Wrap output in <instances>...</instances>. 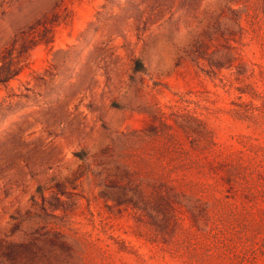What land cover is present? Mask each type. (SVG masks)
<instances>
[{"label":"rangeland","instance_id":"rangeland-1","mask_svg":"<svg viewBox=\"0 0 264 264\" xmlns=\"http://www.w3.org/2000/svg\"><path fill=\"white\" fill-rule=\"evenodd\" d=\"M5 49L0 264H264V0H0ZM169 181L198 227L167 232Z\"/></svg>","mask_w":264,"mask_h":264},{"label":"trees","instance_id":"trees-1","mask_svg":"<svg viewBox=\"0 0 264 264\" xmlns=\"http://www.w3.org/2000/svg\"><path fill=\"white\" fill-rule=\"evenodd\" d=\"M57 15V8L53 7L51 10V16L55 17ZM48 22L54 24L55 21L52 19V21ZM43 26L45 27V25ZM43 41L48 43L51 40L46 37ZM24 44H26V41H22L21 46L23 47ZM20 57L21 55L14 56L11 49H5L2 53H0V85L6 86L12 78L20 73L23 67ZM138 63L140 62L138 61ZM250 89L252 90L250 91L251 95L256 96L258 94V92L252 87H250ZM238 90L240 93H249V91L242 88H239ZM174 124H177L180 128L184 129V126L181 123H178L176 119H174ZM170 126H172V124H170ZM202 126L203 133L206 137L205 140H207L206 146L211 147L215 145V141L211 136L212 131L209 130L206 125ZM232 168L240 169L241 165L236 164L233 165ZM126 185H129V189L133 193L127 198L123 197L125 195H121L122 198L119 197V199H117L118 202L130 204L135 209L145 210V205H143L145 197L144 188L140 184L134 182ZM152 195L153 196L151 198H153L154 201L153 209L156 213L161 211L163 203H165L167 207L169 214L167 219V232H172L181 227L180 216H178V213L183 212L184 210L187 212L186 214L192 225H196L197 227L202 219L208 218V207L206 203L202 201L201 197L187 195L186 192L179 187V184L172 181H169V183L159 182L152 192ZM31 249L32 244L30 243L10 242L4 250L3 255L10 260L12 264H24L25 262H18V258L22 255V253L30 251Z\"/></svg>","mask_w":264,"mask_h":264}]
</instances>
